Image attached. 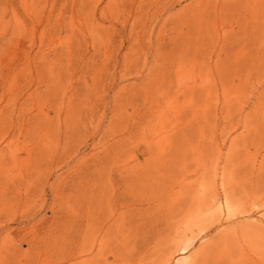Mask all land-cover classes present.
<instances>
[{
	"label": "rangeland",
	"instance_id": "obj_1",
	"mask_svg": "<svg viewBox=\"0 0 264 264\" xmlns=\"http://www.w3.org/2000/svg\"><path fill=\"white\" fill-rule=\"evenodd\" d=\"M227 162L255 187L239 215L255 221L264 0H0V264H77L74 227L95 204L119 211L126 242L197 232L176 253L189 260L217 233L204 167L221 189ZM241 240L235 263L264 264V241Z\"/></svg>",
	"mask_w": 264,
	"mask_h": 264
},
{
	"label": "bare ground",
	"instance_id": "obj_2",
	"mask_svg": "<svg viewBox=\"0 0 264 264\" xmlns=\"http://www.w3.org/2000/svg\"><path fill=\"white\" fill-rule=\"evenodd\" d=\"M228 109L229 107L227 106L224 112H229L230 110L228 111ZM230 162L223 166L224 169H220L221 176L219 179L223 185L221 189L217 188L216 171L214 173V165L218 162H214L213 170L209 168V163L204 167L206 168L203 179L206 191L205 214L209 217L207 227L203 226L206 231L204 229L202 231H205V235H208L213 230L217 233L210 243L200 244L196 251L191 252L188 256L189 260H185V258L180 260L177 258L176 253L188 250L194 244V238L198 235L197 232L193 231L187 234L177 232L171 241L169 240V242L159 247L155 243L151 246L150 237L141 236L138 233L133 240L126 242L119 238L120 235L118 233L113 232V228L118 225V221L113 220V216L118 215L119 211L117 209L107 210L104 204L101 206L95 204L91 210L92 213L86 216L85 222L78 220L74 227L75 241L77 243V264H139V255H145L150 251L151 247L155 248L156 258L145 264H244L240 260L235 263L238 259L236 258L237 260L235 259L234 261L228 246H231L230 244L235 243V241H240L243 237L264 241V212L262 211L260 217L255 221L239 220L240 214L245 215L249 212L250 207L247 204L246 193L255 187L248 181L249 179L240 174L239 165L234 164L229 167L231 165ZM248 201L250 200L248 199ZM132 205V202L128 203V206ZM261 210H264V206ZM120 239L122 242H120ZM118 241L121 243L120 246H122L121 251L115 249L116 244H113ZM105 251L112 253V260ZM223 251L225 252L223 253ZM85 253L88 254L87 257H84ZM119 259L123 261L116 263ZM248 259L250 260V258Z\"/></svg>",
	"mask_w": 264,
	"mask_h": 264
}]
</instances>
